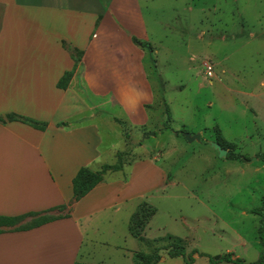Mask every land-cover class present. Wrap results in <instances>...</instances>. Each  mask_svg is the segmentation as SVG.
Here are the masks:
<instances>
[{
	"label": "crops",
	"instance_id": "crops-1",
	"mask_svg": "<svg viewBox=\"0 0 264 264\" xmlns=\"http://www.w3.org/2000/svg\"><path fill=\"white\" fill-rule=\"evenodd\" d=\"M152 1L0 0V217L68 206L81 168L116 164L103 162L104 137L94 121L102 104L120 108L132 126H148L147 108L155 94L144 67L147 52L133 38L150 44L146 9ZM63 42L83 53L77 70ZM74 70L68 90L59 89L60 80ZM11 114L48 128L12 122ZM71 122L78 123L59 127ZM156 164L136 163L129 181L98 185L74 205L70 218L30 231L2 228L0 264H112L119 255L126 259L117 251L126 246L113 229L123 208L137 210L143 203L138 205L139 200L166 188V172ZM129 241L127 255L134 263L137 244Z\"/></svg>",
	"mask_w": 264,
	"mask_h": 264
},
{
	"label": "rangeland",
	"instance_id": "rangeland-1",
	"mask_svg": "<svg viewBox=\"0 0 264 264\" xmlns=\"http://www.w3.org/2000/svg\"><path fill=\"white\" fill-rule=\"evenodd\" d=\"M150 3L146 15L151 42L145 43L144 67L155 99L147 108L148 126H132L120 108L107 104L94 121L104 137L103 162L117 163L120 153L123 164L119 173L105 174L103 183L127 182L133 165L149 160L162 167L167 182L166 188L139 200L138 205L148 202L158 210L143 242L129 232L136 210L123 208L113 231L126 246L117 251L127 258H116L110 250L116 258L112 264H134L127 255L129 240L137 244L135 255L159 250L160 264H186L168 256L170 244L183 246L188 256L194 251L206 255L197 256L195 264H213L210 260L228 254L256 263L262 250L261 217L252 211L262 207L264 197V0ZM205 61L213 64L215 79L208 78ZM186 135L201 140L189 142ZM221 139L228 144V155L243 158H220L212 144ZM104 235L110 233L104 230Z\"/></svg>",
	"mask_w": 264,
	"mask_h": 264
},
{
	"label": "trees",
	"instance_id": "trees-1",
	"mask_svg": "<svg viewBox=\"0 0 264 264\" xmlns=\"http://www.w3.org/2000/svg\"><path fill=\"white\" fill-rule=\"evenodd\" d=\"M133 42L136 46L141 47L145 50L146 45L138 41L136 38H133ZM63 47L71 54L73 60L76 63L75 70L79 68L82 63L83 53L73 48L66 42H63ZM75 70L73 72H68L58 83V88L62 90H68L70 82L74 76ZM8 119L12 122H22L36 130L46 131L48 124L44 122H39L31 118H26L19 116L17 114L9 115ZM120 124L119 120H117ZM70 123H62L59 127H68ZM223 149L226 150L227 142L221 139L219 143ZM121 154L118 155V162L112 166H103L100 171H96L91 167H84L78 172L77 176L73 180V191L74 197L73 200L69 203L68 206H61L58 208H53L44 213H32L26 216L20 217H0V235L6 233L2 228H11L12 231H30L36 228H40L46 224L55 222L57 220L66 219L71 217L73 212L74 205L88 196L98 185L104 182V175L108 172H118L123 168V164H119ZM228 158L233 161L241 160L243 157L235 154H229ZM264 160V156H263ZM263 205L260 208H257L252 211L253 214L261 217L260 227H259V238L261 243V254L260 258L256 263L252 264H264V197L262 199ZM68 213L65 216H51L54 212H64L68 210ZM158 210L148 202H143L130 220L129 232L132 237L137 239L139 242H143V234L146 227L150 224L152 219L156 216ZM33 218L32 223L24 226H19L26 219ZM168 256L172 259H183L186 264H195L196 257H205L206 255L200 254L198 251L192 252L189 256L186 253V250L183 246L178 244H170L168 246ZM135 264H160L161 263V254L158 251H155L153 255H142L136 254L134 256ZM213 264L220 263H230V264H246L242 259H235L233 254H228L227 256L221 258V261L217 262L215 260H210Z\"/></svg>",
	"mask_w": 264,
	"mask_h": 264
},
{
	"label": "water",
	"instance_id": "water-1",
	"mask_svg": "<svg viewBox=\"0 0 264 264\" xmlns=\"http://www.w3.org/2000/svg\"><path fill=\"white\" fill-rule=\"evenodd\" d=\"M155 135H156L155 133L148 134V136H155ZM186 137H187V139L189 140V142H193V141H195V140H198V141L201 140V136L192 137V136H190V135H186ZM212 146H213V148H214L215 150L218 151L220 158H227V156H228V151L225 150V149H223L222 146H221L220 144L213 143ZM221 258H222V257H218V258L216 259V261H217V262L220 261Z\"/></svg>",
	"mask_w": 264,
	"mask_h": 264
},
{
	"label": "built area",
	"instance_id": "built-area-1",
	"mask_svg": "<svg viewBox=\"0 0 264 264\" xmlns=\"http://www.w3.org/2000/svg\"><path fill=\"white\" fill-rule=\"evenodd\" d=\"M203 68L209 79H215V68L209 61L203 63Z\"/></svg>",
	"mask_w": 264,
	"mask_h": 264
}]
</instances>
